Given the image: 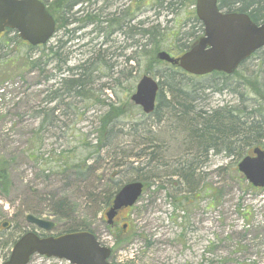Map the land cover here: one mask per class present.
<instances>
[{
	"label": "rangeland",
	"instance_id": "1",
	"mask_svg": "<svg viewBox=\"0 0 264 264\" xmlns=\"http://www.w3.org/2000/svg\"><path fill=\"white\" fill-rule=\"evenodd\" d=\"M57 7L50 12L59 21ZM129 17L128 36L93 34L90 25L65 35L57 23L50 43L33 51L16 32L2 38L1 50L17 59L0 62V170L6 171L7 180L0 181V236L15 240L34 230L56 235L86 224L113 249L111 260L117 264H264V189L254 188L237 168L254 147L264 149V132L249 131L230 153L197 150L170 115L167 86L156 114L145 115L131 101L144 75L162 81L159 74L168 64L155 59L158 51L176 56L181 44L201 35L195 0H140V9L130 5ZM59 40L64 43V77L70 76L68 69L78 67L86 76L76 93L69 87V95L46 104L48 85L42 81L60 62L50 63L47 75L39 67L47 59V49ZM35 60L38 68L32 67ZM239 74L227 81L228 91L218 93L209 90L220 83L218 77H197L195 96L206 112L236 108L241 121H248L249 128L253 121L255 129L258 118H264V63L258 52ZM252 74L263 93L242 85L243 76ZM185 82L192 86V79ZM52 107L59 110L53 113ZM106 115L115 119L104 132L99 126ZM148 146H155L150 166L153 149L146 150ZM83 160L88 168L82 173L69 168ZM186 165L196 179L193 186L182 177ZM152 171L158 176L152 178ZM127 181H142L146 189L122 213L127 232L121 235L118 227L111 234L103 201L114 183ZM62 210L67 218L59 220L54 214ZM30 214L56 227L40 230L27 222ZM3 222L9 226L2 228ZM192 225L196 232L187 239L184 235ZM9 247L0 249L1 256ZM29 264L70 263L34 255Z\"/></svg>",
	"mask_w": 264,
	"mask_h": 264
},
{
	"label": "water",
	"instance_id": "2",
	"mask_svg": "<svg viewBox=\"0 0 264 264\" xmlns=\"http://www.w3.org/2000/svg\"><path fill=\"white\" fill-rule=\"evenodd\" d=\"M196 14L204 27L203 36L181 56L174 58L166 51H160L156 55L158 60L178 65L190 75L203 76L213 72L231 75L264 47V23L253 22L246 13L223 12L218 7V0H196ZM5 29L17 31L19 38L37 46L52 38L56 21L40 0H0V33ZM158 90L159 82L144 75L131 100L145 114H151L156 107ZM253 153L255 156L241 160L238 170L254 187L264 188V152L255 148ZM143 186L140 181L130 182L116 193L106 213L109 224L120 210L138 201ZM26 220L47 232L55 228L54 222L31 214ZM35 254L64 259L71 264H114L109 262L111 249L101 245L90 231L47 237L27 232L16 241L9 260L3 264H28Z\"/></svg>",
	"mask_w": 264,
	"mask_h": 264
},
{
	"label": "trees",
	"instance_id": "3",
	"mask_svg": "<svg viewBox=\"0 0 264 264\" xmlns=\"http://www.w3.org/2000/svg\"><path fill=\"white\" fill-rule=\"evenodd\" d=\"M220 7L227 11L245 12L255 23H264V0H220ZM196 23H199L200 25L199 21H197ZM198 38L199 37L197 36L193 39L192 42L181 44L180 47H182V49L180 48L181 50L179 54H182L185 50H187L193 43L197 41ZM51 54L57 55V51L51 50ZM258 54H260L264 63V48L259 50ZM54 60L57 61V58H55ZM65 61L66 59H63L64 63ZM78 70L80 71L81 68L78 67L67 70L71 73L70 76L64 78V83L67 87V93H69V87H72L74 89L73 91L76 93L78 91V87L82 86L84 83V77L86 76V74L83 72H78ZM159 75L162 77V81L160 82V92L158 97L162 95L163 87L167 86L168 92L171 95L170 101L172 103L169 108L170 115L171 117L176 119L178 127L182 130L181 132L185 133L186 131L189 133L188 142L191 145V148H196L198 150L203 149V147L204 149L208 147V151H225L227 153H230L233 148L236 149V143H238L242 137H247L250 132H253V130L257 131L259 129L260 131L258 132H264V118H258L260 120L257 122L258 127H256L255 129V126H253L254 122L252 121V123L250 124L252 129L250 130L248 123H246L248 121H241L243 119L240 117L241 112L232 106L222 107L212 112H206L205 110H203V108L199 107V98L198 96H195L196 92L199 91V86L196 84V82L193 83V80L196 78L185 74L179 68L167 65ZM253 75L254 74H252V76L250 77L243 76L244 80L242 82V85H244L246 89L253 86L256 91L263 93V90L261 88L259 89V82L251 79L252 77H255ZM212 76L218 77L220 79V83L215 86H209L210 88H208L210 91L218 93L228 91L230 85L227 84V81L234 78L235 76L240 77L241 75H238V72H236L232 76H227L221 73H213ZM189 79H192V86L185 82ZM256 80H258L257 77ZM237 86H239V84H237ZM231 91L234 90L231 89ZM158 107L159 106L157 105V108L154 112L155 114L158 110ZM246 113H248L246 114V116L248 117H250L249 115H252V112ZM114 119L115 116L108 117V115H106V117H104L100 122L99 128H102L103 131L104 127H106V125L111 121L113 122ZM109 131L110 129L107 130V133ZM111 131L109 133H112ZM154 147L155 146H148V148H146V150L153 149V151L149 153L150 158L147 166H150L151 162L155 159ZM97 151H99V148L97 149ZM86 164V161L83 160L78 164L76 163L75 165H72L69 168H72L71 170H74V172L76 173H82L83 171L81 169L88 168V165ZM132 164H130V166H132ZM135 169L136 172L140 170L139 167ZM65 170L67 171L70 169ZM185 170L187 171V174L186 176H184L185 174H182V177L183 179H185L186 183L188 182L189 185V182L191 180H188L187 178L192 177V172H190V167L185 168ZM188 172L190 173V175L188 174ZM151 176L152 178H154L157 177L158 174H154L152 171ZM0 181H7L5 170H0ZM129 182L132 181H127L125 182V184ZM122 185L124 184L121 182L119 184H113L112 191L106 195L103 201L106 207L109 206L113 197L122 187ZM62 203L63 202H58V207H63ZM54 215H56L59 220L62 218H67L65 216V211L63 210L56 212ZM80 230L91 229L86 224H80L76 226H69V228L63 230L62 233Z\"/></svg>",
	"mask_w": 264,
	"mask_h": 264
},
{
	"label": "flooded vegetation",
	"instance_id": "4",
	"mask_svg": "<svg viewBox=\"0 0 264 264\" xmlns=\"http://www.w3.org/2000/svg\"><path fill=\"white\" fill-rule=\"evenodd\" d=\"M40 1L46 5V9L51 15L52 13L50 12V9L54 5L58 6L57 9H58L59 21H57L56 18L52 15L56 21L55 33L58 27L57 23H59V28L60 29L62 28L63 34L65 35L75 34L78 31L85 29L87 26L90 25L92 28L91 33L93 34L102 35L105 33L106 36H112L114 34L128 36L129 31H130V17H129L130 5H132L133 7L136 5L137 8L140 9V0H136L134 4L132 3L133 0H40ZM133 19L134 18H132V20ZM81 20L84 21L83 24H79ZM73 24L74 25L77 24V26L70 28V26ZM138 31L141 32L140 29ZM15 32L17 33V31L15 30L5 29V31L0 33V62L3 64H12L14 60L17 59L15 56L13 58L8 57L9 55L5 54V52L1 50L5 46V45L2 46L1 44V40L4 37V35L9 34V33H15ZM51 39H49L46 44L37 45V46H33L29 44L27 41H24L22 39L21 40L23 41V44L27 45L30 48V51H33L35 49H38L40 46L48 45ZM63 49H64V43H62V41L59 40L55 44H52L47 49V54H46L47 59L43 62L44 65L39 67L37 65L38 61L36 60L33 61L32 63L33 66L31 65L33 68L39 67L42 70L45 68L46 75H47V73H49L48 65L52 62L54 63L60 62L59 65L53 68V73L45 76L42 81L43 85H48L47 90H45L46 92L45 103L46 104L52 101L53 102L58 101L59 99L64 97L66 94H69L67 93V87L64 83V78H65L64 77L65 71L63 69L64 62L61 60V57H62L61 51ZM51 50L57 51V55H52ZM5 57H7V59ZM55 58H57V61L54 60ZM62 63H63V66H62ZM50 80L52 81V83H49ZM56 108L57 110H59L58 107H52L51 112L54 113ZM49 110H42V111L43 112L47 111L46 113H48ZM127 210L128 208L123 209L119 211L117 215H115V217L112 220L111 225H109L111 228V230H109L111 234L113 233V231H115V229H118V227H121V234H125L127 232L128 224L123 223L125 218L122 216V213ZM4 223L6 222H3L1 224L2 228H7L9 224L4 225ZM188 228L189 229L184 235V237L187 239H191L192 237L189 235L196 232V230L194 229L193 225L189 226ZM0 233H1V229H0ZM18 238H16L15 240H8L0 236V249H3L7 245L10 246L9 248H6L7 249L6 253H2V256L0 253V257L2 258V261L0 262V264H3L9 260L11 251ZM188 249L191 252L192 244L191 246H189Z\"/></svg>",
	"mask_w": 264,
	"mask_h": 264
},
{
	"label": "bare ground",
	"instance_id": "5",
	"mask_svg": "<svg viewBox=\"0 0 264 264\" xmlns=\"http://www.w3.org/2000/svg\"><path fill=\"white\" fill-rule=\"evenodd\" d=\"M233 6V5H232ZM256 110H254V112H255ZM250 112H252L253 113V111L252 110H250ZM250 130H251V128H249ZM256 135H258L257 133H256ZM207 147V146H206ZM208 148V147H207ZM207 148L206 149H203L204 151H208L207 150ZM189 166H185V168H188ZM190 182H189V184H190V186H193L195 183H196V179L194 178V175H193V172H192V177L190 178Z\"/></svg>",
	"mask_w": 264,
	"mask_h": 264
}]
</instances>
